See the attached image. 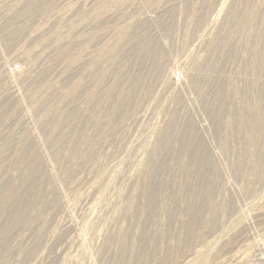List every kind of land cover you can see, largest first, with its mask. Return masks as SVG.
<instances>
[{
  "label": "rangeland",
  "instance_id": "obj_1",
  "mask_svg": "<svg viewBox=\"0 0 264 264\" xmlns=\"http://www.w3.org/2000/svg\"><path fill=\"white\" fill-rule=\"evenodd\" d=\"M0 264H264V0H0Z\"/></svg>",
  "mask_w": 264,
  "mask_h": 264
}]
</instances>
